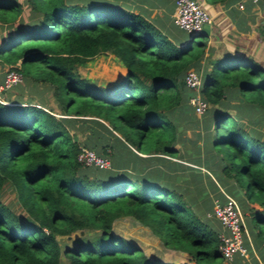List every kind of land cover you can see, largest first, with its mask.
Masks as SVG:
<instances>
[{"label":"trees","instance_id":"trees-1","mask_svg":"<svg viewBox=\"0 0 264 264\" xmlns=\"http://www.w3.org/2000/svg\"><path fill=\"white\" fill-rule=\"evenodd\" d=\"M27 2L33 18L11 26L22 2L0 0V23L10 25L0 35V72L9 64L23 79L49 83L63 116L46 103L0 101V264H60L62 256L68 264H189L147 252L116 234L113 223L122 216L146 226L164 246L186 252L193 264H222L221 225L213 202L223 200L226 192L243 206L239 190L261 205L250 218L258 225L255 234L264 238V133L220 107L226 91L235 89L264 112L261 62L235 51L208 57L201 68L207 36L191 37L196 32L176 30L174 24L176 31L169 36L116 3ZM258 3L264 11V0ZM105 52L126 68L120 78L122 67L108 85L76 72L77 64ZM18 60L19 66L13 65ZM189 68L202 69L201 94L209 107L200 125L204 145L212 149L209 158L220 165L213 182L216 192L187 178L194 184L170 183L166 173L158 176L157 168L146 169L139 162L167 165L177 153L178 120L194 116L189 101L193 91L183 80ZM74 120L88 129L82 142L69 130ZM98 135L130 145L131 162L120 166L114 158L113 167L103 169L79 163L82 145L106 155L96 149L99 141L93 137ZM134 146L147 156L133 152ZM229 181L237 189L231 190ZM5 185L14 190L24 215L1 198ZM74 232L71 244L62 247L57 236Z\"/></svg>","mask_w":264,"mask_h":264},{"label":"rangeland","instance_id":"rangeland-1","mask_svg":"<svg viewBox=\"0 0 264 264\" xmlns=\"http://www.w3.org/2000/svg\"><path fill=\"white\" fill-rule=\"evenodd\" d=\"M83 1V0H81ZM248 1V0H246ZM245 1V2H246ZM22 2V11L16 15V18L13 19L10 23L17 24L19 22H27L30 21L33 17L29 4L27 0H21ZM249 4V3H248ZM258 4H254V6H257ZM203 6V5H202ZM259 7V5H258ZM205 9V7L203 6ZM206 10V9H205ZM9 23H0V35L7 34L9 31L8 28H10ZM12 28V27H11ZM13 30V29H12ZM177 30V27H176ZM253 35L245 34V32L242 34L244 37H237L236 41L233 39H227L229 42L227 43L229 45V48L232 49H241L245 53L252 54V56L257 59L259 62L264 63V33H259L256 28H254ZM180 31V30H179ZM5 37V36H4ZM220 39L223 38V36L219 35ZM6 38V37H5ZM4 38V39H5ZM197 39H201L200 35L196 36ZM209 36H207L205 47L207 45H210ZM223 44V43H222ZM220 47V45L218 46ZM205 53V51H204ZM203 53V54H204ZM203 59V55H202ZM208 57L204 59V61H201V64L199 66L203 68L204 66L208 65ZM19 60L14 63L13 65L19 66ZM11 67L9 64L3 65V68L0 72V77H4V73ZM122 67L123 70L121 72V75L119 78L126 72V68L123 66V64L119 61L118 58H116L112 53H98L90 58H88L85 62L81 64H77L76 66V72L84 77H89L92 80H95L96 83L102 84V85H108L113 82L115 77L118 74V68ZM209 67V66H208ZM197 69V71H201L202 69ZM25 76V75H24ZM118 78V79H119ZM4 95V96H3ZM1 96L5 99H15L19 101H32L34 103H46L47 107H51L53 111H56V115L61 118L60 116H63L60 112L61 110L56 109V99L53 98L52 95V89L50 87L49 83L41 84L40 81L33 80L32 78H28L25 76V78L20 82L17 83L15 86H12L1 94ZM41 104V105H42ZM220 107H223L226 111H229L230 113H234L236 116L240 115V117L243 120V123L246 121V127L247 128H253L255 132H264V112L263 109L257 108L253 105V103L248 102L243 96H241L240 93H238L235 89H229L226 91V94L224 95L223 99H221ZM202 117V116H201ZM196 122L195 117L192 116H185L182 123L188 124V120ZM193 119V120H192ZM250 119H256V120H250ZM251 124V125H249ZM85 124L81 122L80 120H74L69 126L70 132L75 134V137H78L80 142L84 139L86 136L88 129ZM189 125V124H188ZM195 126V124L193 125ZM192 127V126H191ZM186 129H184V137L190 138L189 134H192L191 129L188 126H185ZM90 130V129H89ZM91 131V130H90ZM77 135V136H76ZM91 141H92V136ZM95 141H99L97 143L96 149L98 150H104L106 151V156L109 157V159L113 160L114 158H117V160H120L119 163L120 166H122V163L125 161L131 162L132 156L131 153L128 152V146L126 143V147H123L124 145H119L115 141V137H93ZM131 147V146H130ZM135 147V146H134ZM132 148V147H131ZM135 150V151H133ZM133 152L137 153L138 155L142 157H146L147 154L143 155L141 151H138L135 148L132 149ZM129 153V154H128ZM110 155V156H109ZM174 159H176V155L173 156ZM177 160V159H176ZM227 162L229 161L226 159ZM172 161V160H170ZM141 165H146V169L151 168H157L153 170L154 172L158 173L160 176L163 172V174L166 173L165 165H161L160 163L154 162V161H141L139 160ZM179 162V161H177ZM185 164V163H184ZM140 166V165H139ZM113 165H111V168ZM125 168L128 167L124 166ZM162 171V172H161ZM132 172V171H131ZM178 184L182 186L183 182L181 180L177 181ZM247 181H245L246 185ZM1 198L6 202L12 209H14L16 212H18L20 215H24L25 211L17 201V198L15 196L14 190L8 186L5 185L4 188L1 191ZM246 215V214H245ZM248 217H245V222H248ZM113 231L118 234L122 235L126 238H130L138 244L142 246L144 250L147 252H153L157 253L160 256H166L170 258V260H173L177 263L181 261H184L189 264H193V260L189 259V256L186 252H178L172 248L164 246L159 238L154 235L146 226L139 223L135 219L129 217V216H122L119 219L115 220L113 223ZM78 234V232H74L71 235L74 237ZM89 234V233H88ZM58 240L62 247L71 244L70 239H67L65 235H58ZM223 260V259H221ZM60 264H68V260L66 257H61Z\"/></svg>","mask_w":264,"mask_h":264},{"label":"crops","instance_id":"crops-1","mask_svg":"<svg viewBox=\"0 0 264 264\" xmlns=\"http://www.w3.org/2000/svg\"><path fill=\"white\" fill-rule=\"evenodd\" d=\"M116 3L118 6L124 9L134 11L141 14L144 18L155 24L162 31L172 36L175 26L172 21V14L175 10V0H96ZM205 7L206 11L211 17V32L209 34L210 45L205 47V53L203 54L202 62L207 57H212V60L225 54V52H239L245 53L241 49H230L227 44L229 39L236 41V36L244 37L242 34L254 33V28L259 33H264V11L263 7L258 3L254 6L250 0H244V6L239 7L238 2L240 0H198ZM246 1V2H245ZM249 3V4H248ZM219 35L223 36L220 39ZM233 36V37H232ZM228 39V40H227ZM223 43V44H222ZM220 45V47H218ZM247 55H251L246 53ZM262 63V62H261ZM264 66V63H262ZM185 116L180 117L178 120L180 126L178 128V136L174 142V147L177 150L176 159L173 156L170 162L165 165L166 177L170 183H177L181 180L183 184H192L190 180H194L196 184H203L208 187L210 191H217V188L213 186V182L216 181L217 175L220 176V165H217L213 159L209 158L212 152L211 147L204 145V131L201 128L200 121L201 115H197L194 112L196 122L189 121L188 124L182 123ZM187 117H189L187 115ZM193 120V119H192ZM254 120V119H250ZM199 121V122H197ZM241 121L242 118H241ZM195 124V126H193ZM246 125L247 122L245 121ZM251 125V124H249ZM185 126H188L192 131L190 138L184 137ZM192 126V127H191ZM251 129V128H249ZM264 133V132H263ZM264 137V134H263ZM145 155L146 153H143ZM168 156V155H167ZM179 161V162H177ZM185 163V164H184ZM216 176V177H215ZM190 179L189 181L187 179ZM194 184V183H193ZM226 185H231V190L237 189L233 181L227 182ZM222 188H220L221 190ZM237 196L243 201L241 207L248 217L247 224V244L249 253L247 256H241L236 254L234 258L230 260L223 259L222 264H264V238H261L255 234L258 229L256 223L251 222V211L261 209V205L257 201H248L242 194V190H239ZM243 197V198H242ZM238 198V199H239ZM224 199V196H223ZM252 226V229H250Z\"/></svg>","mask_w":264,"mask_h":264},{"label":"built area","instance_id":"built-area-1","mask_svg":"<svg viewBox=\"0 0 264 264\" xmlns=\"http://www.w3.org/2000/svg\"><path fill=\"white\" fill-rule=\"evenodd\" d=\"M257 3L258 0H250ZM239 7L244 6V0L238 2ZM173 24L183 30L200 32L205 22H211V17L198 0H175V10L172 14ZM23 74L17 68H9L0 81V101H4L1 94L4 90L19 84ZM185 85L193 91L189 101L193 111L202 115L209 107V102L201 94L202 74L197 69L189 68L184 72ZM77 161L85 166L98 168L111 167V160L105 154H99L93 148L82 145L77 153ZM214 216L219 220L221 229L218 234V249L221 256L230 260L234 255L247 256L249 248L246 240L248 235L245 222V213L239 201L229 193L224 192V199H214ZM46 230V229H45Z\"/></svg>","mask_w":264,"mask_h":264},{"label":"water","instance_id":"water-1","mask_svg":"<svg viewBox=\"0 0 264 264\" xmlns=\"http://www.w3.org/2000/svg\"><path fill=\"white\" fill-rule=\"evenodd\" d=\"M210 32H211V22H205V23L202 25V27H201V31L192 34L191 37H193V36H197V35H200V34H202V35H204V36H209ZM192 33H193V32H192ZM66 237H67V239H71L73 236H72L71 234H69V235H67Z\"/></svg>","mask_w":264,"mask_h":264},{"label":"bare ground","instance_id":"bare-ground-1","mask_svg":"<svg viewBox=\"0 0 264 264\" xmlns=\"http://www.w3.org/2000/svg\"><path fill=\"white\" fill-rule=\"evenodd\" d=\"M114 82V81H113Z\"/></svg>","mask_w":264,"mask_h":264},{"label":"clouds","instance_id":"clouds-1","mask_svg":"<svg viewBox=\"0 0 264 264\" xmlns=\"http://www.w3.org/2000/svg\"><path fill=\"white\" fill-rule=\"evenodd\" d=\"M247 225V224H246Z\"/></svg>","mask_w":264,"mask_h":264}]
</instances>
